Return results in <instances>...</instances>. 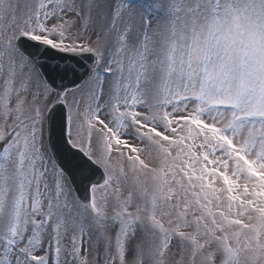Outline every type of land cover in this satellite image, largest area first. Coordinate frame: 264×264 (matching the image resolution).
I'll return each instance as SVG.
<instances>
[{"label": "snow or ice", "instance_id": "6c2138e0", "mask_svg": "<svg viewBox=\"0 0 264 264\" xmlns=\"http://www.w3.org/2000/svg\"><path fill=\"white\" fill-rule=\"evenodd\" d=\"M0 264H264V0H0Z\"/></svg>", "mask_w": 264, "mask_h": 264}]
</instances>
